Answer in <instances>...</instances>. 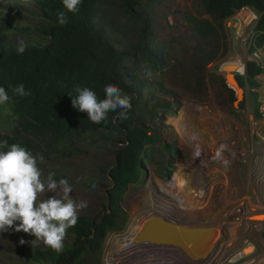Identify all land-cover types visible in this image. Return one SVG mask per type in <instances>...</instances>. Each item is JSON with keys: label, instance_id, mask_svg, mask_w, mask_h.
Listing matches in <instances>:
<instances>
[{"label": "rangeland", "instance_id": "rangeland-1", "mask_svg": "<svg viewBox=\"0 0 264 264\" xmlns=\"http://www.w3.org/2000/svg\"><path fill=\"white\" fill-rule=\"evenodd\" d=\"M128 2L131 4L129 8ZM241 13L244 14L242 10L236 11L215 23L212 33L200 37L187 21L190 15L208 17L202 11L200 0L97 1L96 19L102 23L109 39L119 49H133L131 54L122 58V63L145 85L140 96L135 97L132 111L134 117L151 127L154 133L153 141L142 157L137 180L129 183L122 193L120 203L125 216L116 227L106 232L99 251L83 252L77 262L184 264L188 258L193 264H209L219 248L218 228L221 236V230L228 233L223 224L243 215L239 203L237 208H232L236 210L232 215L222 217L223 209L231 208L237 199L242 198L261 208H256L250 214L251 218L256 219L258 214L264 217V43L250 51L257 13L253 10L252 17H241ZM45 22L37 0H30L28 4L24 0H0L1 41L12 45H18L20 40L26 45L42 44L46 40L41 31ZM143 44L163 53V66L152 70L139 59ZM209 55L211 57L205 60ZM234 61L241 63L242 70H237ZM246 61H253L260 67L252 78L247 75ZM146 69L151 70L150 77L145 75ZM226 72H232L240 80L242 94L239 99L235 97L233 85L224 77ZM181 117L196 131L204 133L205 138L193 141L198 146L199 155L189 149L176 130L175 120ZM204 122H208L209 129L201 127ZM0 133H7V128L0 125ZM123 138V132L114 128L84 132L62 145L48 146L45 140L32 137L36 145L32 155L44 156L43 163L38 161L44 177L52 172L57 181L66 178L72 186L71 198L87 202L78 214L98 217L104 208V191L109 184L107 173L114 162L116 148L123 145ZM208 139L211 145L206 144ZM165 144L171 151L164 148ZM168 167L170 172L166 176ZM178 184L186 188V193L176 188ZM52 195L59 198L60 190L46 192L40 199ZM146 196L153 197L151 202L156 201L159 207L168 206V210L157 209L164 216L170 217L172 207H178L183 211L174 209L176 216L186 213L183 215L193 220V224L211 230L213 240L209 246L211 249L216 246L215 250L200 252L206 253L201 258L184 243L171 241L154 246L162 252L161 258L149 256L151 246L144 250V254L121 251L118 255L114 249L120 233L145 221L140 218L143 213H136V209L141 207L145 211L151 208ZM252 228L255 238L264 236V224L258 231ZM206 230L200 232L208 236ZM233 230L236 236L225 244L224 250L218 251L216 264L235 254L238 245L247 238L237 228ZM21 239L24 244L19 243ZM33 239L35 237L31 234L15 231L14 226L0 231V264H37L30 258L32 246L29 242ZM71 240L72 234L67 230L64 243ZM37 245L44 244L40 241Z\"/></svg>", "mask_w": 264, "mask_h": 264}, {"label": "trees", "instance_id": "trees-1", "mask_svg": "<svg viewBox=\"0 0 264 264\" xmlns=\"http://www.w3.org/2000/svg\"><path fill=\"white\" fill-rule=\"evenodd\" d=\"M97 1L81 0L78 10L70 13L63 8L62 0H37L46 18L41 26L45 42L28 44L20 54L18 45L0 40V87H4L10 97L6 104L0 105V125L7 128V133H0V141H8L9 146L16 143L33 154L36 145L32 137L45 140L51 146L62 145L74 136L98 128H114L124 134L123 145L116 148L114 162L107 173L109 184L104 191L102 212L98 217L78 214L76 225L68 229L72 240L64 243L62 252L57 253L45 245L32 248L30 258L37 264H81L77 259L83 252L100 250L106 232L125 216L120 203L122 193L129 183L137 180L142 157L153 141L151 127L143 125L132 111L134 99L140 96L145 85L122 63V58L133 49H119L109 39L102 23L96 19ZM200 4L208 17H187L190 28L198 36L206 37L212 33L215 23L247 6L257 13L250 51L263 45L264 0H200ZM127 6H131L130 2ZM60 11H65L68 18L63 25L57 19ZM140 49L139 59L150 69L164 65L161 51L145 44ZM245 69L249 78L260 71L253 61H246ZM236 79L241 85L238 77ZM110 83L131 97L127 119H117V111L109 112L105 121L93 123L86 112L72 107L69 95H76V87H88L103 99L104 88ZM21 84L30 95L13 93ZM164 148L171 151L168 144ZM169 172L168 167L166 176Z\"/></svg>", "mask_w": 264, "mask_h": 264}, {"label": "clouds", "instance_id": "clouds-1", "mask_svg": "<svg viewBox=\"0 0 264 264\" xmlns=\"http://www.w3.org/2000/svg\"><path fill=\"white\" fill-rule=\"evenodd\" d=\"M25 4L30 0H24ZM81 0H62L66 12L75 13ZM65 11L57 14L58 23H67ZM27 45L24 40L18 42L17 52L23 54ZM145 75L151 76V70L146 69ZM76 95L71 96V105L81 112L87 113V118L93 123H101L108 118L109 112H117V119L128 118L131 108V97L114 85L107 84L104 88L105 97L99 99L97 94L88 87H76ZM14 94L30 95L24 86L18 85L13 89ZM10 97L4 87H0V105L9 101ZM0 231H7L15 227V231H23L35 237L29 243L32 248L43 244L57 253L64 250V239L67 230L74 227L78 221V210L87 206L86 201H75L70 193L72 186L66 178L59 181L54 179L55 173L43 176L38 167V161L44 162V156H33L28 150L8 141H0ZM198 154V153H197ZM95 188V182L92 183ZM60 190V197L52 195L47 199H40L41 195ZM19 221V223H16ZM20 244L25 241L21 239Z\"/></svg>", "mask_w": 264, "mask_h": 264}, {"label": "bare ground", "instance_id": "bare-ground-1", "mask_svg": "<svg viewBox=\"0 0 264 264\" xmlns=\"http://www.w3.org/2000/svg\"><path fill=\"white\" fill-rule=\"evenodd\" d=\"M234 64H236V67L238 68L237 70H239V69H241L242 67H241V63L240 62H238V61H234L233 62ZM231 64V63H230ZM242 70V69H241ZM185 114V113H184ZM184 114H183V117L185 118V116H184ZM190 116V115H189ZM183 117H181L180 119H177V120H175V122L177 123V124H175V126H176V130H177V132L182 136V140H184V143L189 147V149H192L193 151H194V154H197L198 153V155L200 154L198 151V146L195 144V143H193V141H196V140H202V138L204 137V133H202V132H199V130L198 131H196V129H194V128H192L191 126H189L187 123H186V121L184 120V118ZM190 117H192V116H190ZM200 118V117H199ZM192 120V119H191ZM200 120V119H199ZM212 120V119H211ZM188 121V120H187ZM191 124V123H190ZM202 124V128H205V129H209V125H208V122L207 123H205L204 122V124L203 123H201ZM210 124V123H209ZM211 127V126H210ZM217 127V126H216ZM195 128H196V126H195ZM205 138V137H204ZM212 139V138H211ZM186 140H188V141H186ZM220 142V141H219ZM206 144L207 145H211V143H210V140L208 139L207 140V142H206ZM220 144V143H219ZM214 145V144H213ZM224 148V147H223ZM197 150V151H196ZM181 177V176H180ZM180 177H178V183L180 182ZM196 178V177H195ZM202 184V183H201ZM203 185V184H202ZM200 186V185H199ZM204 186V185H203ZM206 186V185H205ZM207 187V186H206ZM176 188H178V190L179 191H184L185 193H186V188L185 187H183V185L182 184H178L177 185V187ZM201 188H203V187H201ZM203 190V189H202ZM151 192V191H150ZM188 193H189V191H188ZM151 196L153 195V193L151 192V194H150ZM151 196H146L147 197V199H148V201H149V203H151L150 204V209H145V211H142L143 209L141 208V207H139V209H136V213H138L139 211L141 212V213H143L142 214V217L140 216V218L142 219V220H146L150 215H152L153 213H163V212H158L157 211V209L158 208H156L155 206H157L156 205V201H152L151 202V199H153V197H151ZM202 196V195H201ZM151 197V198H150ZM176 201V200H175ZM173 203H174V201H173ZM195 207V206H194ZM197 207H199V206H197ZM146 208V207H145ZM196 208V207H195ZM194 208V209H195ZM172 209L174 210V209H179L178 207H172ZM180 210V209H179ZM172 211V210H171ZM183 210H181V212H182ZM186 212H189V211H186ZM260 215H262V214H258L257 215V217H255L256 219H262V217L260 216ZM162 216H164V214H162ZM252 216V215H251ZM166 218H168L169 216L168 215H166L165 216ZM264 218V217H263ZM212 220V219H211ZM207 222H210L209 221V219H208V221ZM141 224H142V222L141 223H139L137 226H135V228H133L132 230H129V231H126L125 233H122V234H120V238L121 239H119L118 240V242H117V245H115L116 246V248L114 249V250H117L118 252H117V254L119 255L120 253H121V251H124V252H127L128 254L130 253V252H139V253H141V254H144V250L146 251V249H148L147 247L148 246H151V249L149 250V256H153V257H156V258H158V257H162V252L160 251V249L158 248V249H156V248H154V246L155 245H157V244H159V243H161L162 244V242H150V241H147V240H141V241H136V239L135 238H133L134 237V234L136 233V231L139 229V227L141 226ZM192 226H189V227H187V229L184 227V229L183 228H181V227H179V226H177V230H181V229H183V232L185 231V233H183V235H180L179 234V232H177V230L176 231H173V232H171V234H170V237H169V242H171V241H173L174 243L176 242L177 243V241H180V242H182V243H184L192 252H194L195 254H199L200 255V257L201 258H204L205 257V254L206 253H204V254H200V252H205L206 250L208 251V250H215V248H216V246L213 248V249H211L212 247H210L209 245L212 243V240H213V233L211 232V230H209L208 228V230H206V227H200V226H197L196 224H191ZM133 226V227H134ZM131 229V228H130ZM206 230L205 232H206V234L208 235V236H204L203 235V233L202 232H200V230ZM211 229V228H210ZM189 231V232H186V231ZM190 230L192 231V233H190ZM213 230V229H212ZM215 230V229H214ZM198 232H200V233H198ZM204 236V237H203ZM199 237H202V238H200L201 240H202V242H200L199 241ZM211 239V240H209V239ZM217 238V237H216ZM196 240H197V242H196ZM179 242V243H180ZM172 243V242H171ZM160 245V244H159ZM158 245V246H159ZM174 249V248H173ZM180 250V249H179ZM218 250V249H217ZM182 252V251H181ZM217 252V251H216ZM153 253V254H152ZM213 255H215V253H213ZM133 256V255H132ZM183 257H184V255H182ZM148 257V256H147ZM185 258V257H184ZM187 258V257H186ZM185 258V259H186ZM215 257H212V259L210 260V262H209V264H213V259H214ZM188 259V258H187ZM186 259V263L184 262V264H193L192 262L190 263L189 262V260H187ZM124 263V261H122V264ZM121 264V263H120ZM140 264V263H139Z\"/></svg>", "mask_w": 264, "mask_h": 264}, {"label": "built area", "instance_id": "built-area-1", "mask_svg": "<svg viewBox=\"0 0 264 264\" xmlns=\"http://www.w3.org/2000/svg\"><path fill=\"white\" fill-rule=\"evenodd\" d=\"M241 10L245 14L244 15L241 13L240 14L241 17H244V16L245 17H252L253 16V13H252L253 10L251 11V9H249L248 7L243 6V7H240L239 9H237L236 11H241ZM236 201L237 202L235 204H233V206L231 208H229V209H227V208L223 209L222 208L224 211L222 217H224L227 214H231V215L234 214V212H236V210L232 209V208H235V207L237 208V203L242 204L243 215L242 216H236L235 218H233L231 223L226 222L227 225L223 224V226H225L223 228L226 229V232H228V233L225 234L224 231L221 230V233H222V236H221L220 235V229L218 228L219 237H220V239H218V242H219L218 247L219 248H218L217 252L215 253V256H214L215 258L213 259V264H216V260H217L216 255H217L218 251L221 250L222 248H223L222 250H224L225 244L228 241H230L231 239H233L234 236H236L235 231L233 230L234 228H237V231L239 233H244V235L247 238H245L242 241V243L240 245H238V248L236 249L235 254L231 255L225 262H223L221 264H264V236L257 235V237H258V239H257L252 234V233H254V232H252V230H253L252 227H254V231L260 230L262 225L264 224V218L262 217V219H253L250 217L251 213H253L257 209H261V208L255 207L254 204L246 201V199L239 198ZM171 212L174 214L173 210ZM179 214H181L183 217H185L183 214H186V213H179ZM170 215H171V213H170ZM227 217H229V216H227ZM219 220H221V218ZM221 221H219V223H221ZM207 223H208V225H210V222H207ZM256 225H258V228L255 227ZM222 237H224L223 238V240H224L223 244L221 243ZM119 239H121V238L117 237V240H119Z\"/></svg>", "mask_w": 264, "mask_h": 264}, {"label": "water", "instance_id": "water-1", "mask_svg": "<svg viewBox=\"0 0 264 264\" xmlns=\"http://www.w3.org/2000/svg\"><path fill=\"white\" fill-rule=\"evenodd\" d=\"M224 77L228 83L233 85L236 91L235 97L236 99H239L242 94V87L239 85L235 75L232 72H226ZM165 205L155 207L160 210H168ZM169 213H171L169 218L162 216L161 213H153L150 215L145 221H143L133 238H135L136 241L147 240L150 242L168 243L171 232L176 231L177 226L183 229L184 227L187 229V227L192 226L191 224H193V220L187 218L181 219V215L180 217L179 215L176 216L171 211H169ZM183 229L177 230V232H179L180 235H183V233H185V231L183 232ZM186 232H188V230Z\"/></svg>", "mask_w": 264, "mask_h": 264}, {"label": "flooded vegetation", "instance_id": "flooded-vegetation-1", "mask_svg": "<svg viewBox=\"0 0 264 264\" xmlns=\"http://www.w3.org/2000/svg\"><path fill=\"white\" fill-rule=\"evenodd\" d=\"M235 77H236V75H235ZM236 78H237V77H236ZM180 218H181V219H184L185 217L181 216Z\"/></svg>", "mask_w": 264, "mask_h": 264}]
</instances>
